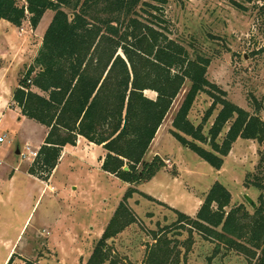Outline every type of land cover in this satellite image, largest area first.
Returning a JSON list of instances; mask_svg holds the SVG:
<instances>
[{"label": "trees", "instance_id": "trees-1", "mask_svg": "<svg viewBox=\"0 0 264 264\" xmlns=\"http://www.w3.org/2000/svg\"><path fill=\"white\" fill-rule=\"evenodd\" d=\"M17 1L0 0V21L20 28L27 19L36 29L47 11L53 13L36 56L19 72L12 93L21 114L47 130L28 174L46 182L63 147L75 146L80 137L102 148L104 173L130 186L150 181L165 164L157 156L145 162L144 156L173 101L189 82L172 121L171 136L216 171L238 139L261 145L258 175L249 183L259 192L258 205L252 213L243 204L227 211L231 194L215 182L195 218L172 210L175 224L152 232L153 244L146 248L142 264H187L185 255L180 257L175 242L167 237L175 227L194 231L214 244L213 255L224 249L243 256L248 264H264L262 105L252 99L250 114L228 101L226 93L207 80L209 58L198 53L192 57L170 39L162 28L166 21L153 15L160 8L142 0H24L22 6ZM139 6L151 11L141 8L144 19L138 16ZM146 91L155 93V98L146 97ZM200 93L210 98L211 106L194 126L188 115ZM216 107L219 111L205 135L204 126ZM135 193L133 187L127 189L86 264H116L109 242L134 223L127 202Z\"/></svg>", "mask_w": 264, "mask_h": 264}, {"label": "rangeland", "instance_id": "rangeland-1", "mask_svg": "<svg viewBox=\"0 0 264 264\" xmlns=\"http://www.w3.org/2000/svg\"><path fill=\"white\" fill-rule=\"evenodd\" d=\"M160 1L164 4L142 0L160 8L161 12L153 15L166 21L162 28H166L164 32L170 39L183 45L192 57L198 53L209 58L207 80L221 88L228 101L253 114L255 99L263 107L259 115L264 121V0ZM141 8L151 11L139 6L138 16L144 19ZM52 16L47 11L36 29L27 19L20 28L8 27L23 34L20 42L28 47V65L36 56ZM16 79V74L8 77L12 90ZM189 87L186 82L144 156L145 162L159 157L165 167L138 186L122 183L101 170L99 163L105 155L101 148L93 149L95 159L88 158L89 151L83 160L68 151L49 181H39L27 174L31 163L22 161L15 150L22 149L26 139L36 147L46 129L30 120L21 125L11 121L7 113L0 115V137L4 138L0 144V264H7L12 255L10 264H86L130 187L137 191L127 202L134 223L109 242L116 264H142L146 248L153 244L152 232L175 224L177 217L172 210L195 218L215 182L231 194L227 211L243 204L252 213L254 209L245 198L258 205L259 192L249 183L258 175L256 168L263 148L255 141L238 139L222 168L216 171L182 147L170 132ZM144 94L150 99L156 96L150 91ZM210 106V98L200 93L189 112V121L199 125ZM218 111L216 107L204 126L205 135ZM187 230L175 227L167 235L175 242L180 257L185 255L187 264H248L243 256L224 249L213 255L214 244Z\"/></svg>", "mask_w": 264, "mask_h": 264}, {"label": "crops", "instance_id": "crops-1", "mask_svg": "<svg viewBox=\"0 0 264 264\" xmlns=\"http://www.w3.org/2000/svg\"><path fill=\"white\" fill-rule=\"evenodd\" d=\"M10 25L11 24H9L6 21H3V20L0 21V115L4 116L7 113V115L10 117L11 121L13 120V121H16L18 124L24 125L25 123H28L29 119L24 117L21 114L20 110L17 108V106L12 102L13 90L10 86L8 77L11 76V74L17 75V79H16V83H15L16 84L15 88H16L17 87V81H18V73L20 72V70L24 66L28 65L30 60L28 59V56L26 53V51H27L26 48L28 49V47H26L25 44L20 42V40L24 39L23 34L19 33L18 30H16V31L9 30L8 27H12ZM13 28L17 29L14 26H13ZM30 121H32V120H30ZM160 128H161V126H160ZM160 128L158 129L156 136L158 135ZM46 133H47V130L45 132V136H46ZM44 139H45V137H44ZM44 139L36 145L37 148H39L43 144ZM154 141H155V139L152 141V143ZM3 143H1V144H3ZM25 144H30V140L26 139L24 141V145ZM99 148H101V147L96 146V145L91 144V143H88L86 140L79 137L77 139L75 146L63 147L59 162L63 158V156L68 154V151L70 154L74 153V154L78 155V157L82 160L84 159L85 155L86 156L89 155V153H87L89 151L91 153H90V156L88 158L95 159L96 155L93 154V149H99ZM20 150L21 149L19 147H16V150H15L16 156H18V152ZM59 162H58V164H59ZM58 164H57V166H58ZM99 164L101 165V160H100ZM57 166L55 168H57ZM51 175H50V177H51ZM50 177H49V179H50ZM41 182H43V181H41Z\"/></svg>", "mask_w": 264, "mask_h": 264}, {"label": "built area", "instance_id": "built-area-1", "mask_svg": "<svg viewBox=\"0 0 264 264\" xmlns=\"http://www.w3.org/2000/svg\"><path fill=\"white\" fill-rule=\"evenodd\" d=\"M24 2V0H20ZM4 142V138L0 137V144ZM39 148L32 146L31 144H25L23 148L18 152V157L24 161L33 163L38 156Z\"/></svg>", "mask_w": 264, "mask_h": 264}, {"label": "water", "instance_id": "water-1", "mask_svg": "<svg viewBox=\"0 0 264 264\" xmlns=\"http://www.w3.org/2000/svg\"><path fill=\"white\" fill-rule=\"evenodd\" d=\"M124 171H127L128 169L126 167L123 168ZM245 200L247 201L248 204H250L252 206V208L254 209L255 206L252 204V201L249 198H245Z\"/></svg>", "mask_w": 264, "mask_h": 264}]
</instances>
